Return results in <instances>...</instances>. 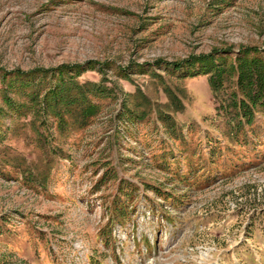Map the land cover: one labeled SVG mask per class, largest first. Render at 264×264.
<instances>
[{
  "label": "rangeland",
  "instance_id": "1",
  "mask_svg": "<svg viewBox=\"0 0 264 264\" xmlns=\"http://www.w3.org/2000/svg\"><path fill=\"white\" fill-rule=\"evenodd\" d=\"M249 46L264 0H0V264H264V112L193 72ZM58 75L86 122L35 112Z\"/></svg>",
  "mask_w": 264,
  "mask_h": 264
},
{
  "label": "trees",
  "instance_id": "2",
  "mask_svg": "<svg viewBox=\"0 0 264 264\" xmlns=\"http://www.w3.org/2000/svg\"><path fill=\"white\" fill-rule=\"evenodd\" d=\"M255 47H243L239 52L240 54L235 55V65L230 64V70L227 71V67H224V58L215 60L213 56L205 57L201 62L199 71L193 72H207L209 74V84L215 95L216 91L221 88L223 80L231 76L232 73L235 77L234 84L236 90H231L229 93L227 101H222L220 98L219 108H224L225 114L229 115L228 120V134H233L234 136L238 133L244 136L243 142L246 143L245 130L243 127L245 124L252 121L255 112H264V60L255 53ZM192 66H190L191 68ZM192 70V68H191ZM66 74H70L66 71ZM227 74V76H226ZM68 76V75H67ZM62 80L57 84L54 83L50 97L45 99H36L35 101V112L40 109L50 108V98L54 101L52 106H61L60 110L51 111L52 114L58 118L60 121L63 120L64 108H69V110L75 111V119L78 122H86L87 118L93 115L97 108L96 104L88 98L89 92H94L95 90H102L100 86L93 82L88 83H78L72 80L71 77H63L58 75L57 79ZM33 79L30 77L28 83L32 86ZM36 84V82H34ZM35 88V87H34ZM46 98V97H44ZM7 105L10 109H17L18 104L13 105L11 99H6ZM10 101V102H9ZM45 102L44 104H42ZM73 106V108H72ZM71 108V109H70ZM28 111V109H25ZM232 114V116H231ZM233 118V119H232ZM232 135V137H233ZM219 148V147H218Z\"/></svg>",
  "mask_w": 264,
  "mask_h": 264
}]
</instances>
